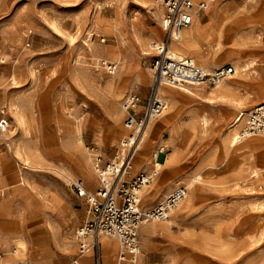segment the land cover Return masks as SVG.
<instances>
[{"label":"rangeland","instance_id":"1","mask_svg":"<svg viewBox=\"0 0 264 264\" xmlns=\"http://www.w3.org/2000/svg\"><path fill=\"white\" fill-rule=\"evenodd\" d=\"M137 3L34 0L30 11H21L28 0H0V91L17 95L24 104L28 131L24 151L15 154L13 137L10 139L14 123L6 109L11 128L3 137L11 145L8 154L25 178L19 191L28 187L37 199L33 216H42L38 206L41 192L28 182L26 174L34 172L36 181L47 183L57 175L63 177L59 169L65 168L70 180L81 179L73 154L87 156L93 151L92 162L95 156L111 159L129 133L123 127V99L136 93L145 100L149 94L151 63L156 57L150 44L160 42L166 33L156 35L149 29L148 11ZM238 17L243 18L242 23L230 29ZM205 19L196 21L201 32L199 46L211 62L232 65L236 75L215 88L163 86L172 90L171 97L160 93L167 108L148 123L123 180L130 182L157 169L139 193L143 211L161 200V195L150 199L158 187L159 191L172 183L187 189L173 212L178 210L179 219L147 222L165 226L157 231L159 238L172 236V260L160 263L264 264V145L254 140L264 141V136H250L249 142L233 149L225 143L215 158L203 152L211 122L217 124V131L225 132L235 114L264 102V0H216ZM192 56L199 65L198 54ZM104 62L117 65L114 74L106 71ZM142 69L147 72V83L142 82ZM220 87H228L227 98L221 99L218 92L209 96L212 91H222ZM230 99L243 101L234 108ZM247 103L254 105L243 107ZM207 108L212 109L213 117L207 115ZM117 113L119 125L112 121ZM65 125L66 135L61 131ZM153 141L160 143L153 145ZM139 158L146 163L137 171L135 165L144 163ZM154 162L159 165L155 167ZM24 164L40 169L24 168ZM196 174L200 178L187 187ZM83 180L88 192L98 186L97 178L93 183ZM82 207L89 210L85 199ZM71 239L74 244V236ZM74 251L78 253L76 248Z\"/></svg>","mask_w":264,"mask_h":264},{"label":"built area","instance_id":"2","mask_svg":"<svg viewBox=\"0 0 264 264\" xmlns=\"http://www.w3.org/2000/svg\"><path fill=\"white\" fill-rule=\"evenodd\" d=\"M164 9L161 22L166 38L153 43L152 49L156 57L151 63L153 81L148 96L142 100L136 93L127 95L121 104L124 113L123 127L128 135L120 140V152L107 161L100 156L93 158L98 186L93 194L86 193L81 180H75L73 187L79 196H84L91 218L78 226L75 238L80 255L92 251L96 264H99L98 237L105 235L118 242L117 261L122 262L126 252L133 255L139 253L138 230L142 224L150 221H165L172 211L185 198L187 189L179 186L164 196L159 202L147 210H141L139 193L150 178L144 174L137 175L130 182H125L121 174L130 168L137 143L145 126L157 118L167 108L164 98L157 92V86L167 85L181 89L188 86L202 85L215 87L234 73L230 64L205 71L190 58H175L168 53L170 40H177L181 31L192 24L207 10L214 0H156ZM105 67V64H103ZM116 65L108 63L106 71L113 74ZM239 123L238 140L264 133V102L251 110L240 112L235 117ZM10 128V120L5 109H0V135ZM5 146L8 144L5 142ZM69 264H77L72 260Z\"/></svg>","mask_w":264,"mask_h":264},{"label":"crops","instance_id":"3","mask_svg":"<svg viewBox=\"0 0 264 264\" xmlns=\"http://www.w3.org/2000/svg\"><path fill=\"white\" fill-rule=\"evenodd\" d=\"M33 1L34 0H28V5H26L25 8L21 7V11H25L24 9H29L30 11ZM214 1H212L210 5ZM206 11L207 10L203 11L198 17H194L192 24H195L196 21L203 23L206 20ZM165 38L166 36L160 42ZM171 41L172 40H170L169 43ZM193 62L197 64L196 61ZM208 64L210 65V69L206 70H213L219 67V62H209ZM146 74L147 72L142 69L143 83L148 82L145 78ZM190 88L193 90V87ZM212 95L213 94L209 93V96L212 97ZM253 105L254 103H247L246 106L243 107L249 108ZM238 109L233 110L232 114ZM206 112L209 117H213L212 109L207 108ZM239 113L240 112L235 114V117ZM170 121L172 123L175 122L172 121L171 118ZM67 127L68 126L65 125L61 130L65 135L67 134ZM207 132L209 138L203 143V152L205 154L212 153L214 155L213 158H215V155L218 153V148L226 143V138H224L225 134L224 132L217 131V124L213 122H211ZM2 142L3 144H1V146L3 150H0V264H62L67 261H69L67 263L69 264L72 260H75L74 258L77 256L74 249L76 248L78 251V243L75 238L74 228L91 218L90 211H86L82 207L85 197L79 196L72 185L75 180H80V178L70 180L57 175L54 180L50 179L51 181L48 180L47 183H39L34 179V172L30 171L27 173L26 178L28 182L36 186L39 192H41L38 194V199H40L38 206L40 207L42 216H33V209L37 200L35 194L29 191L28 187L25 188V191H19V186L21 184L23 185L25 178L24 176H20L17 164L13 163L9 155L11 154L9 147L11 145L6 147L4 144L5 139H2L0 143ZM158 143L160 142L153 141V145ZM140 160L144 163L139 166L135 165L134 169H137V171L138 169H143L146 163L145 159ZM81 181L85 182L82 178ZM85 183H83V185L87 193L88 191ZM170 184H167L168 187H166L167 185L164 186V190L162 191H167V194L171 192L172 189L175 188V184ZM172 186L174 187L172 188ZM95 188L97 187L90 188V191L96 190ZM159 188L160 187H158L155 192H157ZM155 199L157 198L153 195L152 200ZM179 217L180 213L174 217V219L177 220ZM142 225L138 230L137 236L138 238L140 235V239L138 238L139 253L133 255L126 252L125 256H136L138 260L137 264H162L160 263L162 259L170 262V260H172L170 250L172 247L171 245H173L172 236L163 235L160 238L157 236V231L165 229V226L155 223H145ZM71 236H74V244L72 243ZM100 236L98 237L99 264H104L103 252H100L102 248ZM142 236L144 239H142ZM106 237L109 239L111 238L108 236ZM69 238L70 245H66ZM111 240L116 244L111 259L112 264L114 258L116 264L121 263L117 261L119 249L118 242L115 238H111ZM157 257L161 258L159 259L160 261L156 259ZM78 262L80 264H86V262L88 264L89 262L91 264H96L92 251H90L89 254L84 253L80 255ZM122 263L129 264L130 262L128 263V260H123Z\"/></svg>","mask_w":264,"mask_h":264},{"label":"bare ground","instance_id":"4","mask_svg":"<svg viewBox=\"0 0 264 264\" xmlns=\"http://www.w3.org/2000/svg\"><path fill=\"white\" fill-rule=\"evenodd\" d=\"M135 1L139 3V4L137 3V5L141 6L142 8H144V9H146L148 11V15H147L146 20H147L148 24L150 25L149 29L153 33H155L156 35H158L160 33V31L161 32L164 31V28H163V25H162V22H161V18L163 17L162 9L159 8L158 6H156L157 4H155L152 0H135ZM158 5H160L159 2H158ZM158 19H160V23H159L160 26H158ZM242 20H243V18L238 17L234 21V23H232V25H230L231 26L230 29L235 28L238 25H240L242 23ZM200 33H201L200 32V27L197 25V23L192 24V25L190 24L188 27L184 28L181 31L180 36H179V38L177 40H172L170 43H168V47H167L168 53L172 57H175V58L187 57V58H191L193 61H194V59H193L192 55L194 53H196L199 56V59H198L199 65L198 66L200 68L204 69L205 71H210V70H206V69H210V67H209L210 65L208 63L211 62V60L206 58V56H205V55H207V53L205 52L206 50L203 49V47L201 45L199 46V43H198V40H197V37L200 35ZM152 44L153 43L150 44L151 50H152ZM110 63L115 64L114 62H110ZM103 64H105V68H106V65L108 64V62H104ZM245 67L246 66L241 67V70L245 71ZM150 71H151L150 73L152 74V72H153L152 68L150 69ZM236 73L237 72L235 71L229 77H234L236 75ZM31 75H33V74H31ZM152 79H153V75H152ZM222 82H220V83H222ZM220 83L217 84L215 87L219 86ZM163 86H167V85H162V84L158 85L157 86V92L159 94L160 93H165L169 97H171L172 90L170 88L163 89ZM195 86L196 87H202V85H195ZM220 88H221L220 90H222V91H212L211 94H215L216 92H218L219 94H221L220 95L221 99L227 98V96L224 93H226L228 91V87H220ZM163 90H164V92H163ZM262 91H264V89H262ZM20 99L21 98H19L17 95H13L12 93L8 94V93L4 92L3 90L0 91V100H1V104L3 105V106H0V109H6L7 111H9L11 113V117L13 119V123L14 124L12 125L11 131H10V128H11V125H10V128L8 129V132L10 131V133H13V136L11 135L10 139L13 137V145L14 146L13 145L12 146L14 147L15 154L17 156H18V154H21L22 151H24V149L26 147L25 146L26 144H25V141H24V136L28 135V131L26 129L27 118H26L24 107H23L24 104L23 105L21 104ZM230 101L232 103V107L236 108V107L240 106V103L243 101V99H232V100L230 99ZM112 114H114V113H112ZM119 120H120V114L119 113H117L114 116H112L113 124L119 125ZM147 126H148V124L145 126V128L142 131V134H141V136L139 138V142L137 143V146H136V150H137V147L140 145V143L143 142L145 133L147 134V132H146ZM238 126H239V123H236L235 116H233L232 120H230V123L227 124V126H226L227 130L224 132V134H225L224 138H226V143H227V145L229 146L230 149L231 148L233 149L234 147L239 146V145L243 146L244 144L249 142V141H246V140L249 139L248 137H247L248 139L244 138L242 140H238ZM8 132L6 134H4V135H7ZM127 132H128V130H127ZM4 135H0V136L3 137ZM256 135L264 136V133H259V134H256ZM256 135H253V136H256ZM3 139H5V138L3 137ZM79 140H80V138H79ZM254 140H257L258 142H260L261 146L264 145V141H262V138L261 139H254ZM5 142L7 143L8 141L5 139ZM224 143H225V141H224ZM7 144H8V146L10 145L9 142ZM224 145L226 146V144H224ZM9 147L11 148V146H9ZM120 150H121V148L118 149L115 154L120 152ZM136 150H135V152H136ZM8 151H10V150H8ZM86 154H87V156L73 154V155H75L73 164L78 169H80V171L82 173V176H81L82 179H85L88 182L93 183V182H95V179L97 178V175H96V170L92 166L93 163H92V165L90 167L91 163L89 164V162H92V158H89V157H91L93 155H96V153H93V151H92V153L87 152ZM262 155H264V154H262ZM154 159L156 160V155H155ZM153 164H154L155 167H157L159 165V163H156V162H154ZM24 167L25 168L31 167L32 169H40L38 166H36V167L35 166H28V164L27 165L24 164ZM59 170H60V172H62V176L65 177L66 179H69V177H71V175L67 172V170L65 168H60ZM156 171H157V169L155 168V170L151 171L146 176L151 179L155 175ZM261 172H264V169H262ZM255 173H256V171H255ZM126 174H127V170H125L121 174L120 177L124 178ZM199 178H200V176L196 174V176H194L193 179L191 178L192 180H189L186 183L187 187L192 186L193 182L196 179H199ZM262 182H264V181H262ZM166 187H168V185ZM163 188L161 190L155 192L154 194H152L150 196V199H152L153 195L155 197H158V196L161 195L162 198H163L167 194V191H165V192L162 191V190H164ZM172 188H173V186H172ZM87 193L91 194V192H87ZM174 210L172 211V213L174 212ZM177 212H178V210H176L175 213H173V215H171L172 214L171 213L170 216L165 221L169 222L168 219L177 216V214H178ZM69 240H70V238H69ZM100 241L102 242V250H103L102 251L103 252L102 255L104 257V259H103L104 260V264H109L110 260L112 259L116 244L114 243V241L111 240V238L109 239V238H107L104 235L100 236ZM66 245H70V241H68V243ZM89 252L90 251H88L86 253L89 254ZM74 259L77 262V264H80L78 262V260L80 259V254L79 253H77V256ZM124 260H128V263L130 262L129 264H137V261H138L136 256H132V257L125 256ZM86 264H88V263L86 262ZM89 264H91V263L89 262ZM113 264H116L115 258L113 259ZM118 264H126V263H122L121 262V263H118Z\"/></svg>","mask_w":264,"mask_h":264}]
</instances>
